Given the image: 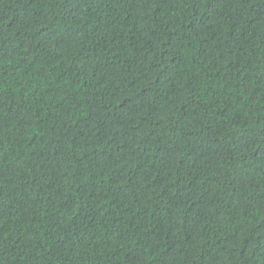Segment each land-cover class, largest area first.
Wrapping results in <instances>:
<instances>
[{"label": "trees", "instance_id": "16d2710c", "mask_svg": "<svg viewBox=\"0 0 264 264\" xmlns=\"http://www.w3.org/2000/svg\"><path fill=\"white\" fill-rule=\"evenodd\" d=\"M0 264H264V0H0Z\"/></svg>", "mask_w": 264, "mask_h": 264}]
</instances>
